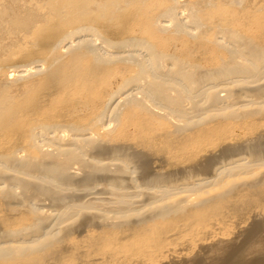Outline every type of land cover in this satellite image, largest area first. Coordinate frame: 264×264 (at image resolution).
<instances>
[{
    "label": "bare ground",
    "instance_id": "obj_1",
    "mask_svg": "<svg viewBox=\"0 0 264 264\" xmlns=\"http://www.w3.org/2000/svg\"><path fill=\"white\" fill-rule=\"evenodd\" d=\"M0 74V264H264V0H0Z\"/></svg>",
    "mask_w": 264,
    "mask_h": 264
},
{
    "label": "rangeland",
    "instance_id": "obj_2",
    "mask_svg": "<svg viewBox=\"0 0 264 264\" xmlns=\"http://www.w3.org/2000/svg\"><path fill=\"white\" fill-rule=\"evenodd\" d=\"M65 58V57H64ZM59 62V61H58ZM1 76H0V81H1V79H2V74H0ZM37 76V75H36ZM36 76H34V77H29V78H26V79H21V80H18V81H16V82H14L13 83V85H12V87H11V93L13 94V96H18L25 88L23 87V86H26L25 85V82L27 81V80H30L31 78L33 79V78H36ZM18 92V93H17ZM24 93V92H23ZM22 94V93H21ZM21 97V96H20ZM19 97V98H20ZM11 99H16L15 97H11ZM236 130H238L237 128L235 129V134H241L242 133V130L241 129H239V131H237L236 132ZM241 130V131H240Z\"/></svg>",
    "mask_w": 264,
    "mask_h": 264
}]
</instances>
